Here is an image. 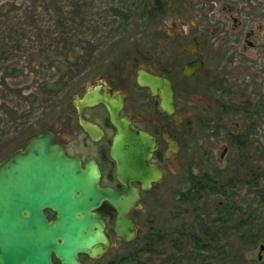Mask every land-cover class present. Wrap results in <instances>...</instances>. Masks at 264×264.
<instances>
[{"label":"rangeland","instance_id":"obj_1","mask_svg":"<svg viewBox=\"0 0 264 264\" xmlns=\"http://www.w3.org/2000/svg\"><path fill=\"white\" fill-rule=\"evenodd\" d=\"M85 1L87 15L97 19V23L102 22V26L99 25L93 43L83 42L91 48V55H81L79 59L76 53L71 54L72 42L70 52L55 43L52 46L39 43L42 40L46 44L48 36L57 37L56 6L51 0H0V162L31 135L53 127V122L66 112L69 99L85 87L91 75L110 64L146 63L156 69L158 65L152 61L168 57L177 48H185L193 37L201 41L202 52H209L211 47L218 55L223 49L228 55L238 51L263 56L261 49L259 52L250 49L245 39L246 32L252 28L264 30V0H162L166 4L164 13L153 20L148 19L147 13L155 0H140L133 3L135 6L126 20L117 16L116 22L106 21L109 14L131 1ZM61 2L64 9L73 8L69 5L71 0ZM225 7L232 8L234 16L244 21L241 28L234 26L231 13ZM103 24L113 28L105 31ZM48 26L52 27L50 32L45 31ZM79 43L80 40L76 42ZM245 46L249 50L243 52ZM76 52L86 53L80 49ZM9 64H19L23 70L17 67L20 73L10 72ZM61 66L68 68L62 71ZM192 81L182 84V95H186ZM48 83L55 85V91L44 87ZM259 84L264 105L263 77ZM205 92L194 91L190 96L201 106H207ZM5 107L14 112L10 114ZM226 130L224 133L200 128L194 133L202 152L210 144V176L218 186L184 201L178 194L189 186L187 177L191 166H185L179 177L169 174L143 200L142 209L136 215V224L141 228L139 237L124 244L110 228L112 243L107 252L96 259L83 255L82 264H103L124 256L127 261L123 264H264V250H260L264 244V109L261 117L246 121L244 128L227 127ZM225 147H228L227 154L221 158ZM192 156L193 151L191 162ZM205 159L199 156L202 164H207ZM169 167L177 169L174 163ZM218 201L232 205L230 223L221 232L219 223L216 224L220 252L198 255L189 238L191 233L183 235L180 231L184 226L194 230L199 224L198 216L217 218ZM202 212L207 214L201 217ZM241 218L251 223L239 225ZM252 226L256 240L249 232ZM147 237L153 239L147 242ZM260 253L262 259H259Z\"/></svg>","mask_w":264,"mask_h":264},{"label":"flooded vegetation","instance_id":"obj_2","mask_svg":"<svg viewBox=\"0 0 264 264\" xmlns=\"http://www.w3.org/2000/svg\"><path fill=\"white\" fill-rule=\"evenodd\" d=\"M226 10L231 13L234 26L241 28L244 21L234 16L232 8L225 7ZM246 33L247 45L256 52L261 49L262 58L256 54L245 55L238 51L228 55L223 49L218 55L211 51V47L209 52H202L201 41L193 37L185 48H177L168 57L152 61V64L158 65L156 69L146 63H121L119 66L110 64L104 67L91 75L85 87L69 99L66 112L53 122V127L44 128L40 133L31 135L16 150L24 149L32 137L49 131L53 134L54 143L62 145L70 157H79L83 167L91 160L96 162L101 172L102 187L122 189L123 184L117 177V163L111 155L117 128L110 118L107 105L98 101L82 108L84 119L95 128L93 134L84 128L78 106L84 95L91 91L112 97L116 104L120 105L121 116L128 118L136 128L148 133L158 142L150 162L164 170V177L152 183L148 190L142 188L141 182H133L140 189L141 200L132 208L130 217L141 230L136 224V215L142 209L143 200L145 196L156 191L169 174L179 177L185 166H191L187 181L202 183L203 189L200 193L210 190V144H206L202 152L195 132L200 128L209 131L212 128L225 133L227 127L244 128L246 121L263 115V96L258 83L262 81V77L264 79V42H260L261 39L264 40V30L255 31L252 28ZM245 50L248 51L249 48L245 46L243 52ZM142 72L170 81L174 91L173 112L163 108L161 88L154 92L151 86L140 82ZM190 79L194 81L186 95H182L181 86ZM201 90L206 91L204 95L207 106H201L192 95L190 96L192 92L199 93ZM235 118L239 120L234 121ZM237 139L236 137L235 140ZM192 151L194 161L191 162ZM227 151L228 147H225L221 158H225ZM201 155L206 157L207 164H202L199 160ZM170 163H174L177 169L170 168ZM183 191L180 190L178 194L180 199ZM200 193L197 195L200 196ZM97 211L104 217L106 233L112 243L108 230L111 228L115 235L117 210L108 201H104ZM45 212L49 218L54 215L50 209ZM116 239L120 241L117 237ZM83 255L88 256H81Z\"/></svg>","mask_w":264,"mask_h":264},{"label":"water","instance_id":"obj_3","mask_svg":"<svg viewBox=\"0 0 264 264\" xmlns=\"http://www.w3.org/2000/svg\"><path fill=\"white\" fill-rule=\"evenodd\" d=\"M140 82L156 92L161 88L162 106L174 110V91L165 78L143 73ZM103 101L117 128L111 155L123 188L100 185L101 172L94 160L85 167L79 157H70L46 131L32 137L24 149L0 162V264H82V254L96 259L111 246L106 222L97 209L108 201L117 210L114 232L124 244L140 234L130 212L140 202L139 181L148 190L164 177V170L150 162L158 142L119 114L120 105L97 91L78 102L81 121L91 134L93 124L82 108ZM54 212L48 217L46 210ZM264 250V244L260 245ZM259 259H262L260 253Z\"/></svg>","mask_w":264,"mask_h":264},{"label":"trees","instance_id":"obj_4","mask_svg":"<svg viewBox=\"0 0 264 264\" xmlns=\"http://www.w3.org/2000/svg\"><path fill=\"white\" fill-rule=\"evenodd\" d=\"M51 1H52L51 3H53V5L56 6L55 15L57 17V22H58L57 26L59 27L58 29H60V30L57 29V37L56 38H54L55 36H53V37L51 36V38H50V36H48L45 38L48 40L46 42V44H44V42L42 40H40L39 43H41L42 45H47V46L48 45L52 46L53 45L52 43H55L57 45H61V47L66 48V52L67 51L70 52L71 49L73 48L71 46L74 45V48L72 49L71 54L76 53L80 57L79 59H81L82 56H86V57L90 56L91 55V48L89 46H85L84 44L86 42L87 43H93L94 42V39H93L94 35H96L98 33L99 25L102 26V22L97 23L95 21L97 19H94V18L89 17L87 15V13H88L87 4L88 3L85 0H71L69 5H70V8H72V7L73 8L70 10L64 9V7H63L64 5L61 2V0H51ZM58 1H60V3ZM138 1H140V0H129L130 3H128V4L124 3L123 6H119L121 8H119V9L116 8V11L114 14H112V15L109 14V19L106 21H115L114 18H117V16L122 18V19L125 18V20H126V18H128V16H130V14H131L130 11L132 10V7L135 6L133 3H138ZM164 5L166 6V4H164L162 2V0H155L153 5L151 6L152 9L149 10L147 13L148 19L153 20L158 15H163ZM125 14H127V15L125 16ZM65 19L67 20L66 23L64 22ZM103 27H106V25L103 24ZM111 27L112 26L109 25L108 27L105 28V31H107ZM51 29H52V27L48 26L45 31L50 32ZM114 30L116 31V28ZM78 40H80V43L76 44V42ZM71 42H72V45H71ZM83 42H84V44H83ZM76 49H80L82 52L86 51V53H77ZM3 50H4V48H3ZM8 66H9L10 72L20 73L19 71L21 69L23 70V67H21V65H19V64H9ZM70 66L71 65H69V67ZM17 67H19L20 70ZM25 68L26 67H24V69ZM67 68L68 67H62V66L60 67V69L62 71H66ZM53 86H55V85L49 84V83L44 84V87L50 91L51 90L55 91ZM5 108L10 112V114L14 112L13 109H10L7 107H5ZM15 113H17V112L15 111ZM15 116H14V118H16ZM236 141L238 142V144L240 146H242V142L239 139H237ZM188 184H189V186L184 189L183 194H182V199L184 201L190 200L189 199L190 197L198 196L197 194H199L203 189V187H202L203 184L200 182H189ZM214 186H218V182L214 181L212 176H210V187H214ZM218 192H221V190L219 189ZM263 196H264V193H263ZM216 204H217V207H219L218 212H217L218 213L217 218L210 219V217H208V219H205V218L200 219V216L197 215L199 218V224L197 223L196 227L192 226L193 228H195L194 230L193 229L188 230L189 228H186L188 226H184L180 231V233L183 235L191 233V236L189 238L193 242L194 250L196 251V253L198 255H200L203 252H208V251H210V253L220 252L219 234L222 231L223 226L230 223L229 216L232 214V208H231L232 205H225L224 201H218V202H216ZM204 213L207 214V212H202L201 217L205 215ZM217 223H219V225H220V229H221L220 232L218 230V226L216 225ZM250 223L251 222H249L247 219H244V218H241L239 220V225H244V224L248 225ZM250 230H251V231H249L250 234H253L252 236L255 237V240H256L257 235L254 234L255 233L254 227L252 226V228ZM250 234H248V235H250ZM151 239H153V238L147 237L146 241L148 242ZM126 257L127 256L121 257L118 260L114 259V260L108 261V262L103 263V264H123L124 262L127 261ZM55 263L60 264V262L57 259H55Z\"/></svg>","mask_w":264,"mask_h":264}]
</instances>
